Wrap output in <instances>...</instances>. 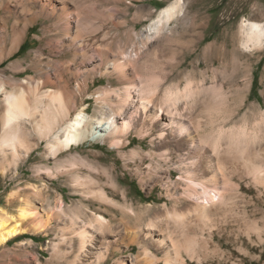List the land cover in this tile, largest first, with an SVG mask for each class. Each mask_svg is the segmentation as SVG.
Masks as SVG:
<instances>
[{
    "label": "rangeland",
    "instance_id": "1",
    "mask_svg": "<svg viewBox=\"0 0 264 264\" xmlns=\"http://www.w3.org/2000/svg\"><path fill=\"white\" fill-rule=\"evenodd\" d=\"M171 4H177V10L166 22L161 11ZM61 6L68 12L61 27L95 26L97 30L89 36L96 46L129 54L126 83L133 89L123 108L127 145L120 150L107 142L86 141L72 147L60 156L62 160L70 154L79 156L72 170L66 162L56 168L52 158L41 161L43 141L18 171L0 174V209L6 215L17 217L23 205L20 199L10 200V194L25 193L36 217L49 219L43 232L20 233L0 243V264H139L142 244L153 264H172V249L157 246L144 234L153 227L159 243L169 234L176 236L172 211L191 216V206L199 200L186 196L196 186L186 178V170L195 166L199 177L197 170L213 155L216 142L228 178L218 185L226 204L209 216L214 226L211 233L198 222L190 226L187 236L200 245L193 258L183 252V261L264 264V190L231 161L247 153L264 159V40L245 47L241 25L243 20L264 22V0H0V33L3 23L19 22L25 13L43 8L56 13ZM54 21L56 16H51L46 23ZM155 23L161 24L157 32L149 29ZM43 26L41 20L28 26L20 48L0 63V74L40 45ZM61 37V41L66 38ZM96 46H91L90 55L98 65L93 67L87 59L88 65L77 70L79 77L90 71L89 81L95 79L89 93L108 81L119 86L112 68H107L110 75L100 74ZM80 59L76 57L72 71ZM31 73L27 70L22 75ZM134 87L142 89L141 95L152 106L169 110L170 118L144 119ZM85 102L89 114H95L94 99L87 96ZM86 175L93 189L108 192V201L81 197L83 190L73 180ZM82 229L88 238L79 251L75 233ZM99 251H105L104 258L89 262Z\"/></svg>",
    "mask_w": 264,
    "mask_h": 264
},
{
    "label": "bare ground",
    "instance_id": "2",
    "mask_svg": "<svg viewBox=\"0 0 264 264\" xmlns=\"http://www.w3.org/2000/svg\"><path fill=\"white\" fill-rule=\"evenodd\" d=\"M176 6L177 4H171L161 11L164 21L167 22L175 15ZM65 10L64 6H61L60 11H56V13L54 9L47 11L43 8L41 11L25 13L19 22L3 23L2 25L0 63L11 57L20 48L29 25L40 20L44 24L41 28L43 36L40 38V45L30 50L24 58L12 61L6 68L7 71H2L0 74V174L2 175H5L8 171H18L20 163L27 161L34 149L43 141L45 145L44 152L40 156L41 161L52 158L56 168L66 162L70 164L68 169L72 170L77 168L76 164L79 161V156L69 153L70 155L68 154L69 156L65 160L60 158L63 152H70L72 147L76 148L86 141L107 142L109 146L120 150L127 145L125 135L127 134L128 123L124 119L125 110L123 108L130 99L131 89H133L128 82L126 83L127 70L125 66L129 54L124 51L111 53L107 51L109 48L106 50L101 46L100 48L96 46L95 43L97 42L93 39L94 37L89 36L97 30L95 26L88 27V25L77 23L74 29L64 25V27H61L60 21L65 19L68 13H65ZM261 12L259 10L258 14ZM51 16H56V21L47 24V19ZM157 22L160 23L161 21ZM242 22V31L244 32V40L242 41L245 47L262 44L264 40V22L259 20H243ZM158 23H155L149 29L157 32L158 26L161 25ZM71 31H74V33ZM63 35L66 38L61 41ZM91 46H96L99 49L100 74L102 76H107V73L110 75L111 72L107 71L109 67L117 74L119 85L117 88L111 84V81H108L107 86H102L89 93L90 83L95 81L91 77V82L89 81L90 71L80 77L78 76L80 74L77 73V70L87 64L85 60H91L90 64L95 62L94 57L90 55ZM61 56H65L63 57L64 60H61ZM76 57L81 58L77 63L79 66L72 71V65L76 62ZM92 65L95 67L98 63ZM85 69L88 70V68ZM27 70H31L32 73L23 76L22 73ZM134 90L139 93L137 102L144 114L142 116L144 119L154 122L170 118L168 116L169 110L154 107L149 103V100L144 99L140 87H134ZM87 96L88 98L92 97L96 107H98L95 114H89L90 107L85 102ZM174 109L177 110V108ZM171 113L173 112L171 111ZM168 122L171 123L169 120ZM182 129L184 130V126L181 127L180 131ZM32 136L34 139L31 138ZM212 146L211 154L213 155L205 161L200 170H197L200 172L199 177L194 173V170L197 169L195 166L186 170V178L194 186L196 185L195 188L193 186L194 192L186 196L190 195L192 198L195 196L199 199L191 206L190 210L193 214L189 216V214L182 215L176 213L175 210L172 211L171 218L178 229L176 230V236H169L172 235L169 234L166 236L164 243L156 242L154 237L157 233L152 231L153 227L149 228L144 234L145 238H149L157 246L166 244L172 249L174 258L173 262L171 260L172 264H185L182 253L184 252L190 258H193L195 247L200 245L198 240H195L196 238L187 236L186 232H188L190 226L198 222L203 228L210 230L211 233L214 226L213 223L209 224L211 220L209 216L213 215L221 204H226L225 193L221 191L218 185L228 181V178L222 167L223 158L219 144L216 142ZM247 154L244 157L242 155L241 157H235L236 159L234 158L231 161H236L234 164L238 165L245 175H249L254 184L264 190V159L256 160L257 157L250 158ZM38 172L39 167H36V175ZM90 179V175H86L85 178L77 176L73 180V185L83 190L81 197H92L108 201L110 199L108 192L102 188L93 189ZM196 187L200 189L199 193L201 195L199 193L197 195ZM34 190L32 192L37 194ZM27 196L25 193L10 194V200L20 199L23 201V205L18 210V216L15 218L6 215L0 209V243H4L20 233H39L48 228L49 219L47 217L43 219L36 217L34 210L31 211L26 203ZM57 214H60L59 210ZM167 217H170V214ZM99 220H102V218ZM247 226L246 229H249L250 226ZM75 235L78 239L79 251H81L86 246L88 234L82 229ZM132 239L137 240L135 236ZM141 247L142 249L138 252V255L141 256L138 261L139 264H153V258L146 256L145 245L142 244ZM104 253L105 251L97 252L94 259L92 258L93 260H89V262H99L104 258ZM79 263L81 262L79 261Z\"/></svg>",
    "mask_w": 264,
    "mask_h": 264
},
{
    "label": "trees",
    "instance_id": "3",
    "mask_svg": "<svg viewBox=\"0 0 264 264\" xmlns=\"http://www.w3.org/2000/svg\"><path fill=\"white\" fill-rule=\"evenodd\" d=\"M25 237H28V238H30V239H32V240H33V238H32L31 236H25Z\"/></svg>",
    "mask_w": 264,
    "mask_h": 264
}]
</instances>
